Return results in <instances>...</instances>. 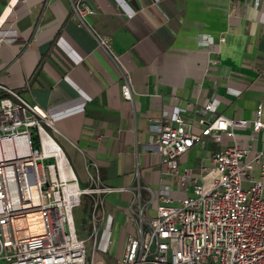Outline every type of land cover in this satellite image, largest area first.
<instances>
[{
  "label": "crops",
  "instance_id": "0c3cea01",
  "mask_svg": "<svg viewBox=\"0 0 264 264\" xmlns=\"http://www.w3.org/2000/svg\"><path fill=\"white\" fill-rule=\"evenodd\" d=\"M76 1L0 0V36L7 34L0 85L49 115L80 187L96 186L90 174L114 190L102 194L108 216L100 248L108 255L118 245L119 256L139 220H128L127 209L137 210L138 193L148 203L147 188L156 193L166 180L158 153L145 147L153 119L191 104L182 116L199 133L196 110L212 96L207 120H251L259 104L264 119V0H84L94 12L86 26L74 16ZM98 38L109 39L130 72L131 100ZM248 131L237 133L243 142ZM220 147L209 139L196 144L180 168L197 175L207 153ZM171 194L175 202L181 196L176 185Z\"/></svg>",
  "mask_w": 264,
  "mask_h": 264
},
{
  "label": "built area",
  "instance_id": "2783aa9c",
  "mask_svg": "<svg viewBox=\"0 0 264 264\" xmlns=\"http://www.w3.org/2000/svg\"><path fill=\"white\" fill-rule=\"evenodd\" d=\"M72 10L83 26L85 16L94 13L84 0L72 2ZM6 37L0 36V44ZM97 44L118 69L123 98L131 100L130 72L109 39L98 38ZM0 89V264H264L262 104L251 120L221 114L207 120L213 114L212 96L196 110L199 133L182 116L191 104L152 120L153 138L145 147L158 153L166 180L156 193L147 188L152 194L148 203H142L138 193L133 202L137 210L132 205L127 209L128 220H139H134L135 231L128 234L118 261L109 263L97 245L108 216L102 194L114 190L98 186V175L90 174V184L96 186L80 187L69 172L55 138L59 131L49 115L11 89ZM244 130H249V142L237 135ZM206 139L221 147L207 153L197 175L192 168L181 169V157ZM174 185L181 193L176 202ZM86 195L94 200L89 257L87 240L78 235L74 221V210Z\"/></svg>",
  "mask_w": 264,
  "mask_h": 264
},
{
  "label": "rangeland",
  "instance_id": "374dc122",
  "mask_svg": "<svg viewBox=\"0 0 264 264\" xmlns=\"http://www.w3.org/2000/svg\"><path fill=\"white\" fill-rule=\"evenodd\" d=\"M43 127L48 133L51 134V130L45 124H43ZM93 205H94V200H92V197L86 195L83 197L82 206L74 210V221H75L78 235L87 240L86 247H87L88 257L90 256V253L92 251V240L88 239V237L91 235L92 228H93V224H92ZM99 215H100V211L99 209H97L96 216L98 217ZM97 251L102 255L103 259L109 263L117 262L119 259V256L121 255L120 254L118 256V253H117L118 245H115L114 252H112V254L111 252L108 255L105 254L100 248V234H99V240H98V245H97Z\"/></svg>",
  "mask_w": 264,
  "mask_h": 264
},
{
  "label": "bare ground",
  "instance_id": "6f19581e",
  "mask_svg": "<svg viewBox=\"0 0 264 264\" xmlns=\"http://www.w3.org/2000/svg\"><path fill=\"white\" fill-rule=\"evenodd\" d=\"M45 143H48V141H47V140H45ZM57 156L60 158V156H61V155H60V154H58Z\"/></svg>",
  "mask_w": 264,
  "mask_h": 264
},
{
  "label": "trees",
  "instance_id": "16d2710c",
  "mask_svg": "<svg viewBox=\"0 0 264 264\" xmlns=\"http://www.w3.org/2000/svg\"><path fill=\"white\" fill-rule=\"evenodd\" d=\"M3 96H4V95H3ZM3 96H2V97H3ZM2 97H1V98H2Z\"/></svg>",
  "mask_w": 264,
  "mask_h": 264
}]
</instances>
